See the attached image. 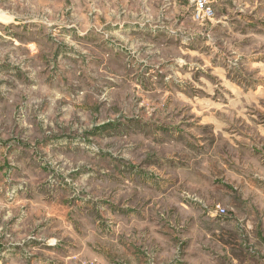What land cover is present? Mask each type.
I'll list each match as a JSON object with an SVG mask.
<instances>
[{
    "label": "rangeland",
    "instance_id": "1",
    "mask_svg": "<svg viewBox=\"0 0 264 264\" xmlns=\"http://www.w3.org/2000/svg\"><path fill=\"white\" fill-rule=\"evenodd\" d=\"M207 1L0 0V264H244L264 0Z\"/></svg>",
    "mask_w": 264,
    "mask_h": 264
},
{
    "label": "crops",
    "instance_id": "2",
    "mask_svg": "<svg viewBox=\"0 0 264 264\" xmlns=\"http://www.w3.org/2000/svg\"><path fill=\"white\" fill-rule=\"evenodd\" d=\"M262 166L264 167V164H262ZM260 194L262 195L261 196L262 197V214L259 220V226H260L259 235L257 239L253 238L252 235H250L249 237H246L245 241L249 242L248 247L250 249H248V251L245 250L246 252H244V260H243L244 264H264V171H262V190ZM245 225L247 229L249 230L253 229L250 227L252 225L251 222ZM255 242L259 243V246H256L253 249ZM245 248H247L246 245H245ZM233 264H239L238 260L233 259Z\"/></svg>",
    "mask_w": 264,
    "mask_h": 264
},
{
    "label": "built area",
    "instance_id": "3",
    "mask_svg": "<svg viewBox=\"0 0 264 264\" xmlns=\"http://www.w3.org/2000/svg\"><path fill=\"white\" fill-rule=\"evenodd\" d=\"M195 8L194 18L196 20L210 19L213 16V11L207 0H191ZM214 216H225L226 210L221 207L214 209Z\"/></svg>",
    "mask_w": 264,
    "mask_h": 264
}]
</instances>
